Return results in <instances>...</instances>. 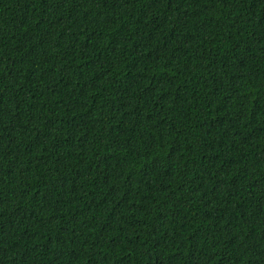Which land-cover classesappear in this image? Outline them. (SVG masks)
<instances>
[{
    "label": "trees",
    "instance_id": "obj_1",
    "mask_svg": "<svg viewBox=\"0 0 264 264\" xmlns=\"http://www.w3.org/2000/svg\"><path fill=\"white\" fill-rule=\"evenodd\" d=\"M0 264H264V0H0Z\"/></svg>",
    "mask_w": 264,
    "mask_h": 264
}]
</instances>
